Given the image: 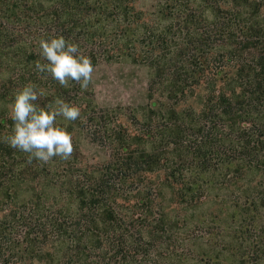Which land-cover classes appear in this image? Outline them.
I'll use <instances>...</instances> for the list:
<instances>
[{
	"label": "trees",
	"instance_id": "obj_1",
	"mask_svg": "<svg viewBox=\"0 0 264 264\" xmlns=\"http://www.w3.org/2000/svg\"><path fill=\"white\" fill-rule=\"evenodd\" d=\"M138 4L0 0V264H264V0ZM60 36L94 68L145 67L146 104L99 108L90 84L39 73ZM27 85L80 109L56 121L69 159L10 147Z\"/></svg>",
	"mask_w": 264,
	"mask_h": 264
},
{
	"label": "clouds",
	"instance_id": "obj_2",
	"mask_svg": "<svg viewBox=\"0 0 264 264\" xmlns=\"http://www.w3.org/2000/svg\"><path fill=\"white\" fill-rule=\"evenodd\" d=\"M79 53V46L66 42L63 36L50 40H40V55L48 63L36 62L39 73H49L61 86L69 81L78 82L82 90H87L93 79L94 66L91 58ZM33 85H27L15 95L10 105V117L14 121V134L7 138L11 148L29 153V162L34 158L48 163L53 157L67 160L73 153V136L67 127H60L56 121H75L81 116L80 109L62 99H56L45 108L34 102L44 96Z\"/></svg>",
	"mask_w": 264,
	"mask_h": 264
},
{
	"label": "rangeland",
	"instance_id": "obj_3",
	"mask_svg": "<svg viewBox=\"0 0 264 264\" xmlns=\"http://www.w3.org/2000/svg\"><path fill=\"white\" fill-rule=\"evenodd\" d=\"M152 0H139V8H149ZM148 71L145 67L129 63L101 64L94 68L90 89L99 108L135 107L146 104ZM83 152L92 162L98 152L94 146H82ZM99 155V154H98ZM211 229L216 225L210 224ZM217 231L220 233V229ZM200 235V234H199ZM197 237H201L196 235ZM190 264H205L207 255L197 250L190 251Z\"/></svg>",
	"mask_w": 264,
	"mask_h": 264
}]
</instances>
